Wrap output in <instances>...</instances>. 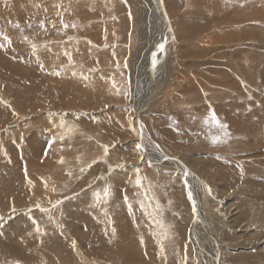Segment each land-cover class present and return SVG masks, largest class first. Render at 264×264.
<instances>
[{"label":"rangeland","instance_id":"obj_1","mask_svg":"<svg viewBox=\"0 0 264 264\" xmlns=\"http://www.w3.org/2000/svg\"><path fill=\"white\" fill-rule=\"evenodd\" d=\"M0 45V264H264V0H0Z\"/></svg>","mask_w":264,"mask_h":264},{"label":"bare ground","instance_id":"obj_2","mask_svg":"<svg viewBox=\"0 0 264 264\" xmlns=\"http://www.w3.org/2000/svg\"><path fill=\"white\" fill-rule=\"evenodd\" d=\"M95 3V2H94ZM79 4V3H78ZM90 4V3H89ZM105 4V3H104ZM82 5V4H81ZM189 5V4H188ZM81 9V8H80ZM79 14V13H78ZM161 19V18H160ZM157 20V19H156ZM169 47V46H168ZM146 57V56H145ZM159 62V61H158ZM145 66V65H144ZM142 68V67H141ZM141 70V69H140ZM136 93V92H135ZM134 96H135V94H134ZM137 98V97H136ZM139 103V102H138ZM133 108V107H132ZM139 130V129H138ZM141 150V149H140ZM146 157V156H145ZM153 158H155V159H159L158 158V156H156V157H154L153 156ZM161 158V157H160ZM179 166H180V164H179ZM188 173V172H187ZM186 181V180H185ZM196 182V181H195ZM189 183V182H188ZM187 191V190H186ZM188 193V192H187ZM189 196V195H188ZM192 197V196H191ZM195 197V196H194ZM144 198V197H143ZM199 199V198H198ZM148 200V199H147ZM204 201H205V199H204ZM193 202L195 203V200H193ZM204 204V203H203ZM202 204V205H203ZM194 206H196V204L194 205ZM108 216V215H107ZM105 219V218H104ZM104 221V220H103ZM115 222H117V221H115ZM199 222V221H198ZM115 224V223H114ZM109 225V224H108ZM112 225H113V223H112ZM204 225V224H203ZM208 225V224H207ZM205 226V225H204ZM204 228V227H203ZM212 228V227H211ZM213 230V229H212ZM119 231V230H118ZM113 232H114V230H113ZM117 232V231H116ZM115 232V233H116ZM202 232H203V234L205 235V238H207L209 241H210V247H212L213 249H215V251H213L212 252V254H214L215 256H218V252H217V249H218V247H220V240H217L218 242H216L215 240H214V237H212V235L211 236H209L208 235V232L206 231V229H204V230H202ZM71 233V232H70ZM210 233V232H209ZM215 233V232H214ZM195 234V233H194ZM114 235V234H113ZM202 235V234H201ZM117 236H118V234H117ZM120 236V235H119ZM194 236V235H193ZM192 236V237H193ZM198 236V235H197ZM191 237V236H190ZM199 237V236H198ZM119 239L118 237H113V239H114V241H115V239ZM216 238V237H215ZM192 239H194V238H192ZM197 240V239H196ZM204 240V239H203ZM105 241L106 242H108L106 239H105ZM114 241L112 242V243H110V244H106V242H104V243H102V244H100V249L101 250H103V251H111V252H114L118 247H116V245H114ZM195 241V240H194ZM201 241V240H200ZM215 241V242H214ZM116 243V242H115ZM201 243H202V241H201ZM207 243H208V241H207ZM81 245V244H80ZM201 245V244H200ZM134 246V245H133ZM203 246V245H202ZM202 246H201V248L199 247V245L197 246V247H199L200 249H201V251L202 252H204V249L202 248ZM124 247V246H123ZM123 247H121L122 249H120V246H119V250H123L125 253H127V255H128V257H127V261L128 262H130V263H133L135 260L133 259V257L132 256H130L129 254H128V247L126 248H123ZM139 247V246H138ZM137 247V248H138ZM210 249V248H209ZM83 250V249H82ZM138 251H139V249H138ZM141 251V250H140ZM136 253H137V251H136ZM140 253V252H139ZM211 253V252H210ZM141 254V253H140ZM141 256V255H140ZM208 256V255H207ZM210 256H211V254H210ZM212 257H214L213 255H212ZM211 258V257H210ZM217 258V257H216ZM215 260V259H214ZM216 261V260H215ZM209 262V261H208ZM220 263V262H219ZM210 264H211V262H210Z\"/></svg>","mask_w":264,"mask_h":264},{"label":"water","instance_id":"obj_3","mask_svg":"<svg viewBox=\"0 0 264 264\" xmlns=\"http://www.w3.org/2000/svg\"><path fill=\"white\" fill-rule=\"evenodd\" d=\"M143 150V149H142ZM174 163V164H182L180 160L169 157V156H161L159 163Z\"/></svg>","mask_w":264,"mask_h":264},{"label":"snow or ice","instance_id":"obj_4","mask_svg":"<svg viewBox=\"0 0 264 264\" xmlns=\"http://www.w3.org/2000/svg\"><path fill=\"white\" fill-rule=\"evenodd\" d=\"M65 27H67L66 25H65ZM6 39V38H5ZM3 45H0V47H2ZM158 47L161 49V50H163V48H164V44L163 43H161V44H159L158 45ZM155 55H154V58H153V64H155ZM214 118V117H213ZM139 147H141L139 144L137 145V148H139ZM105 151H107V149H105ZM140 181L139 180H137V183H139ZM107 194H108V191H107V189H105V192H104V195L105 196H107ZM189 196L191 197V193H189ZM194 203V202H193ZM37 207H39V205H37ZM193 212L195 213V207L193 208ZM162 226V225H161Z\"/></svg>","mask_w":264,"mask_h":264}]
</instances>
